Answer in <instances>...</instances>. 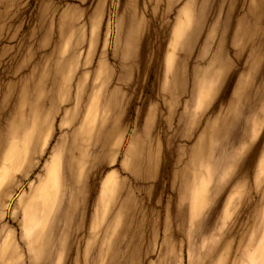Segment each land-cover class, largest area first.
<instances>
[{
    "label": "rangeland",
    "instance_id": "rangeland-1",
    "mask_svg": "<svg viewBox=\"0 0 264 264\" xmlns=\"http://www.w3.org/2000/svg\"><path fill=\"white\" fill-rule=\"evenodd\" d=\"M0 264H264V0H0Z\"/></svg>",
    "mask_w": 264,
    "mask_h": 264
}]
</instances>
